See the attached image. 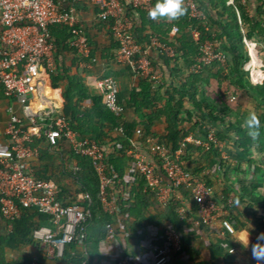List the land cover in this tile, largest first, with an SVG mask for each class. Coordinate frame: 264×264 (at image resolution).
<instances>
[{
    "label": "trees",
    "instance_id": "obj_1",
    "mask_svg": "<svg viewBox=\"0 0 264 264\" xmlns=\"http://www.w3.org/2000/svg\"><path fill=\"white\" fill-rule=\"evenodd\" d=\"M194 1L204 13L205 19L191 18L186 6V14L171 21L163 18L152 20L148 15L149 10L128 8V12L135 19L132 32L140 43L146 45L152 37H156L160 42L169 44L175 49L177 54L175 57H169L163 53L160 54V58L170 71L172 69V83H176L177 86L172 85L171 89H166L164 81L162 86L153 89L148 79L139 77L136 79V85L129 91L119 92V102L125 107L120 122L121 130L117 129L118 119L106 109L101 94L98 91H92L88 80L80 72H72L73 66H79V59L67 44L70 38L68 30L63 26H55L50 30L57 61V72L52 74V85L59 87L62 84L63 86L62 115L68 119L71 128L81 137H89L102 146L105 152L106 173L115 180L112 197L116 199L118 213L112 216L102 210L98 197L100 180L91 159L75 155L63 142L59 144L60 150H54L60 153L61 149L67 150L80 166V170L73 171L71 165L66 163V165H55V172L53 171L51 175L47 173L46 166L43 171L36 172L35 176L54 181L59 189L60 200L68 203V197L72 195L69 202H78L81 206L88 208L90 216L87 218V223L101 214V218L105 220L104 230L107 231V223L113 224L115 220L120 221L121 231L128 234L137 244V248H141L139 245L142 240L153 243L152 240L149 241L151 238L149 227L159 228L157 236L160 240L163 239L164 229L168 226L182 235L184 227L188 226V219L196 218L197 206L190 197L189 189L181 187L179 198L162 207L157 200V194L145 189V180L135 170L134 159L127 154V151L132 148L142 149L152 161H158V157L150 151L148 138L155 137L159 141L166 142L172 150H177L181 147L183 139L190 134L191 129L198 126L200 120L218 125L216 130L211 126L208 130L215 133L218 143L230 141L237 153L236 162H233L222 157L219 146L214 143H210L208 148L192 144L197 148V152L202 156L204 154L203 158H198L200 160L197 159L195 163L202 168L212 165L210 169L216 168V172L218 171L223 177L222 194L220 198L217 197V200L228 209L225 217L235 229H240L245 227L247 222L245 220L249 214H253V217L257 219L260 217L255 215L256 207L264 210V193L258 192L256 185L236 176L238 174L235 175V179L230 177L234 172L232 166L236 165V168H240L239 166L243 163L252 165L254 172L259 176L260 173H264V167L261 169V166L256 163L259 160L264 162V148L256 138L248 134L244 121L229 118L227 112L229 109L223 106L219 108L215 102L204 95L208 80L215 79L218 84L226 81L235 92L240 90L242 95L252 96L253 94L257 99H264V80L260 84H254L249 72L244 68L250 61V57L243 41L245 38L256 42L257 50H261L264 46V0H233L231 3L229 0ZM97 23L99 30L107 31L112 43L111 48L115 50V52H109V60L117 61V43L113 39L111 30L112 20L106 22L97 20ZM174 24L179 28V35L175 39H169L167 33ZM191 29L200 32L201 41L209 39L217 43L227 57L225 66L227 71L219 62H214L204 66L200 72H188V69L196 63L198 56V45L191 38ZM94 44L92 37L89 36L91 58H96L97 49L93 47ZM68 54L72 55L70 66L65 65ZM60 59L62 64L59 63ZM127 69L132 77L133 70L128 65ZM128 108L132 109L134 117H128L126 110ZM158 122L166 125L165 134L161 136L157 135L153 129ZM185 123L191 124L189 130L183 128ZM138 131L140 135L137 134ZM188 144L186 143L183 149L181 160L191 154L192 146ZM49 150L48 147L40 149V159H47ZM188 160L190 161L191 158ZM184 167L212 187L208 175L202 173L201 169ZM128 176L130 177L126 180ZM68 180L72 182L74 189L70 188ZM232 192L235 193L234 200L231 197ZM79 193L89 195L90 201L78 198ZM112 197L110 196V199ZM229 199L231 203L228 202ZM182 201L186 203L183 205ZM237 201H239L238 204ZM182 206L185 207L183 215L179 213ZM162 222H166L167 226L163 227ZM11 225L12 230L4 239V243L9 246L13 243L34 241L32 231L43 225L51 226L52 220L50 216L35 210L22 209L21 217L12 221ZM72 260L76 264L84 262L81 257H73Z\"/></svg>",
    "mask_w": 264,
    "mask_h": 264
},
{
    "label": "built area",
    "instance_id": "obj_2",
    "mask_svg": "<svg viewBox=\"0 0 264 264\" xmlns=\"http://www.w3.org/2000/svg\"><path fill=\"white\" fill-rule=\"evenodd\" d=\"M233 0H229L231 3ZM65 6L59 0H0V90L8 99V120L4 128L7 146L0 148V213L11 227V222L21 217L22 209H32L51 217L52 225H43L32 231L33 240L53 248L61 256L65 247L74 242L87 239V218L90 210L78 202L65 203L59 199V189L54 181L36 177L34 161L40 159V149L46 144L51 149H60L65 143L70 151L78 156L88 157L100 180L99 200L102 210L109 215H117L118 205L112 197L115 183L113 177L106 173L105 152L95 140L81 137L71 128L68 119L52 103H48L42 111L32 112L30 99L43 87L42 72L56 74L57 61L50 30L55 26L65 27L70 38L67 41L79 59L83 68H91L97 58H91L92 49L89 36L79 14V4L88 3L96 10L98 21L112 20V36L117 43L116 59L128 65L135 78L148 79L153 89L163 84L162 73L155 68L149 51L175 57V49L152 37L148 44L140 43L132 30L135 19L128 12L131 10L148 11L154 0H65ZM189 15L194 19H205L204 13L194 0H184ZM179 35L177 25H172L167 33L169 39ZM190 35L198 45V56L188 72L197 73L204 66L219 62L226 69L227 57L213 40L201 41L198 30L191 29ZM250 57L246 69L254 84L263 82L264 77L254 78V69L264 68L258 57L257 43L243 39ZM252 53L259 58V64H253ZM89 59V61L87 60ZM93 85L103 97L106 109L118 119L117 129L125 107L119 102L120 88L111 76L94 77ZM232 99L234 96L231 97ZM205 139H197L188 135L181 147L172 150L166 142L155 137L148 138L150 151L158 157L152 161L140 151L129 149L127 154L134 159L135 170L144 178L145 189L157 194L162 207L179 198V188L189 189L190 197L197 206V223L214 226L217 221L228 235L235 234V228L225 216V208L215 197L212 187L186 169L181 160L186 143L208 148L210 143L218 146L215 133L207 130ZM140 135V131L137 132ZM73 171L80 170L75 161L71 165ZM110 196L112 197L110 199ZM81 200L89 199L87 194L79 193ZM231 203V199L228 200ZM186 202L182 201L184 205ZM185 213V207L179 209ZM114 233L112 226L107 227ZM183 239L180 232L165 227L164 237L159 243L150 247L147 264H166L171 254L181 251ZM234 248H230L232 252ZM83 264H88L86 261ZM112 264H130L122 257Z\"/></svg>",
    "mask_w": 264,
    "mask_h": 264
},
{
    "label": "crops",
    "instance_id": "obj_3",
    "mask_svg": "<svg viewBox=\"0 0 264 264\" xmlns=\"http://www.w3.org/2000/svg\"><path fill=\"white\" fill-rule=\"evenodd\" d=\"M65 0H59L62 6H65ZM252 3L254 1H251ZM253 12V11H252ZM79 14L81 22L88 33V36L92 37L95 43L93 47L96 50L97 61L91 68H83L79 66H73L72 72H80L83 77H86L93 92H97V89L93 85L94 77L111 76L122 86L123 78L125 75H130L127 65L119 63L118 66H113V62L109 61V52H115L111 48V39L105 29L99 30L96 18V10L88 3L79 4ZM2 26L0 24V33ZM2 44L0 41V48ZM253 55V53H252ZM149 57L162 75L163 83L165 81V88L171 89L172 85L177 86L176 83H172L171 71L166 66L165 62L161 60L160 54L156 51H149ZM66 66H70L72 63V55L68 54ZM71 61V62H70ZM70 62V63H69ZM61 59H60V62ZM264 65V64H263ZM122 70H125L122 72ZM42 85L43 87L30 99L29 107L32 112L42 111L48 103H52L62 113L64 105L63 98V86L54 87L52 85V75L42 72ZM121 75H124L121 77ZM135 81L137 78L134 76L130 80ZM136 85V82H133ZM132 85V86H134ZM131 86V87H132ZM120 88V87H119ZM9 101L0 91V148L7 146V140L4 136V128L8 120V107ZM89 104V103H88ZM127 115L129 118L134 117L132 109L128 108ZM191 124L185 123L183 128L189 130ZM209 126L214 127L216 130L219 126L210 122L202 121L198 123L194 129H191L190 134L197 139H205V133L209 129ZM155 133L159 136L165 134L166 125L163 122H158L153 126ZM191 144V156L186 155L184 159L185 166L190 168L201 169L202 173L208 175L211 181L214 197L217 199L221 196L223 189V177L216 172V168L197 165L195 161L200 158V153L197 152L192 143ZM188 144V145H189ZM48 147L46 144L42 145V148ZM41 148V149H42ZM49 148V147H48ZM221 148V147H220ZM47 159H39L34 161L36 172H41L47 166V173L49 175L55 172V165H74L75 160L65 149L55 151L49 148ZM60 150V149H59ZM141 152H145L140 149ZM227 155L235 160V148H225ZM221 156L223 152L221 149ZM148 159L150 157L145 154ZM231 155H233L231 157ZM228 156V157H229ZM191 158L189 161L188 159ZM152 160V159H150ZM200 160V159H198ZM206 167V168H205ZM226 168V167H225ZM126 178V180L129 179ZM70 188H73L72 182L69 181ZM72 195H69L68 200L71 201ZM92 222L87 223V239L84 242H76L73 246H66L62 255L58 256L53 248L44 243L36 241H26L19 244L13 243L12 246L4 243L5 237L12 230V225L9 227L8 222L2 217L0 213V264H76L72 258L81 257L88 264H112L114 261L126 257L129 259L130 264H147L148 257L150 255V247L160 242L158 235V229L153 226L149 227V232L153 243H147V241H141L139 247L133 242L127 233L121 231L122 224L120 221L115 220L113 224H106L112 226L115 229L114 233H109L104 230V219L101 218V214L96 215ZM196 218L188 219V226L184 227L182 232L183 245L180 252L177 254H171L169 261L166 264H264V260H258L253 255V246L257 244H264V240L260 239L262 233H264V225L260 227L248 226L240 229H235L234 235L226 234L218 221L214 226L197 223ZM163 227L167 226L166 222H162ZM162 228V227H161ZM117 229L119 231L117 232ZM248 235V243L246 245V236ZM240 241H245L243 245ZM72 245V244H71ZM137 246V247H136ZM144 250H141V249ZM230 248H234L232 252ZM67 252V253H66ZM66 253V254H65Z\"/></svg>",
    "mask_w": 264,
    "mask_h": 264
},
{
    "label": "rangeland",
    "instance_id": "obj_4",
    "mask_svg": "<svg viewBox=\"0 0 264 264\" xmlns=\"http://www.w3.org/2000/svg\"><path fill=\"white\" fill-rule=\"evenodd\" d=\"M257 53H258V57L262 60V63L264 64V46H262L261 50L258 49ZM108 56L110 57V55ZM248 63L249 62L245 64L244 66L245 69ZM253 63H254V60H253ZM112 64L113 66H118L119 62L113 61ZM262 69L263 70H261L260 68L254 69L255 78L257 76L264 77V68ZM124 71L125 70H122V72ZM247 71L250 72V69H247ZM122 76L124 75H121V77ZM125 76L126 77L122 79L123 80L122 86L119 85L120 92L129 91L133 87L132 85H134L133 82H136V80L135 81H133L132 79L130 80V75L126 74ZM204 92H205L204 95L208 97L211 101L215 102L219 106V108L223 106V108L226 107L225 109H229L227 110V112L229 113L228 116L229 118L233 120L239 119L241 120V122L243 121L246 122L247 118L249 117V114L254 112L259 118L260 125H261L259 129V135L255 138L258 142H260L261 146L264 148V99L262 100L257 99L256 97H254L253 94H251L252 96L244 95V94L242 95L240 90H237V92H235L234 88L228 85L226 81H222L221 84H218V82L215 79L211 81L208 80V83H206V89L204 90ZM232 96H234L233 99L231 98ZM219 144H220L219 148L221 147L220 151L222 149V152L224 153L223 154L224 158L226 159L230 158V156L227 155L225 148L230 147V145H232L231 142L230 141L219 142ZM203 156L200 153V159L203 158ZM232 156L233 155H231V157ZM230 160L233 162H236V160H232V159ZM256 163H258V166H261V169L264 167V162L262 160L261 161L259 160ZM206 166L211 167L212 165H206ZM232 167H234L233 168L234 172L231 173L232 174L230 176L231 179H235L236 176H239L243 180H246L247 182L253 185H256L258 192L264 193V173H260V176H259L254 172L252 165H245L244 163L243 165L239 166L240 168H236V165H233ZM241 171H243V173H240ZM232 193L233 194H231V197L234 200L235 193L234 192ZM255 209H256L255 215L256 216L259 215L260 217L257 219V217L256 218L253 217V214H249L247 217V220H245L247 221L245 227H248V226L260 227L264 225V210H262L261 208H257V207Z\"/></svg>",
    "mask_w": 264,
    "mask_h": 264
},
{
    "label": "clouds",
    "instance_id": "obj_5",
    "mask_svg": "<svg viewBox=\"0 0 264 264\" xmlns=\"http://www.w3.org/2000/svg\"><path fill=\"white\" fill-rule=\"evenodd\" d=\"M187 8L184 5V0H155L153 7L149 10L148 15L152 20L167 19L169 21L176 20L185 15ZM246 128L248 134L253 138L259 135L260 121L257 115L252 112L246 120ZM239 201H237V204ZM264 240V233L260 236ZM245 245V241H240ZM248 243V235L246 236V245ZM253 255L258 260H264V244H257L253 246Z\"/></svg>",
    "mask_w": 264,
    "mask_h": 264
},
{
    "label": "bare ground",
    "instance_id": "obj_6",
    "mask_svg": "<svg viewBox=\"0 0 264 264\" xmlns=\"http://www.w3.org/2000/svg\"><path fill=\"white\" fill-rule=\"evenodd\" d=\"M254 60V63L253 64H259L260 61H259V58L257 56H255L254 54L252 55V62ZM255 71V70H254ZM258 77V76H257ZM255 78V77H254Z\"/></svg>",
    "mask_w": 264,
    "mask_h": 264
}]
</instances>
